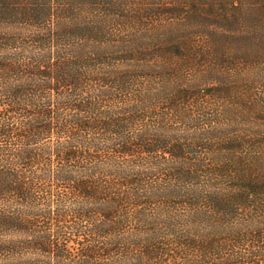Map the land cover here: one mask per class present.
Returning a JSON list of instances; mask_svg holds the SVG:
<instances>
[{
  "label": "trees",
  "instance_id": "1",
  "mask_svg": "<svg viewBox=\"0 0 264 264\" xmlns=\"http://www.w3.org/2000/svg\"><path fill=\"white\" fill-rule=\"evenodd\" d=\"M264 0H0V264H264Z\"/></svg>",
  "mask_w": 264,
  "mask_h": 264
},
{
  "label": "rangeland",
  "instance_id": "2",
  "mask_svg": "<svg viewBox=\"0 0 264 264\" xmlns=\"http://www.w3.org/2000/svg\"><path fill=\"white\" fill-rule=\"evenodd\" d=\"M257 73H258V75H259V87H262L263 89H264V66L263 67H261L260 69H258L257 71H256ZM261 129H264V126L263 125H261V127H260Z\"/></svg>",
  "mask_w": 264,
  "mask_h": 264
}]
</instances>
